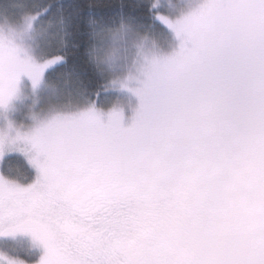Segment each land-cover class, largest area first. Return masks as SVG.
Segmentation results:
<instances>
[{"label":"snow or ice","instance_id":"snow-or-ice-1","mask_svg":"<svg viewBox=\"0 0 264 264\" xmlns=\"http://www.w3.org/2000/svg\"><path fill=\"white\" fill-rule=\"evenodd\" d=\"M163 6L44 0L60 48L39 62L0 55V264H264V0H203L175 22ZM149 18L174 50L135 87L101 83L85 51L97 29ZM70 46L82 70L67 68ZM54 66L73 87L17 124L21 82L35 89ZM113 91L136 104L101 106Z\"/></svg>","mask_w":264,"mask_h":264},{"label":"rangeland","instance_id":"rangeland-1","mask_svg":"<svg viewBox=\"0 0 264 264\" xmlns=\"http://www.w3.org/2000/svg\"><path fill=\"white\" fill-rule=\"evenodd\" d=\"M202 2L203 0H161L164 5L161 12L175 22L189 15ZM13 7L10 10L0 8V55L6 64L13 53L30 57L37 62L45 60L51 55L48 44L49 28L38 22V13L29 12L21 5ZM123 23L128 25V22ZM163 25L166 28L164 33L144 31L133 25L121 27L120 24L102 32L95 50L100 65L109 74L108 82H130L135 87V82L144 78V74L152 68L155 61L174 50V33ZM56 89L65 94L69 90L49 83L46 76L40 86L33 89L25 78L13 101L11 118L17 124H28L30 121L27 118L31 113H46L51 105L60 102L53 99ZM112 93L110 98L100 103L101 106L111 107L117 101L128 108L136 104L135 97L127 91ZM20 243L22 248L26 247V242Z\"/></svg>","mask_w":264,"mask_h":264},{"label":"trees","instance_id":"trees-1","mask_svg":"<svg viewBox=\"0 0 264 264\" xmlns=\"http://www.w3.org/2000/svg\"><path fill=\"white\" fill-rule=\"evenodd\" d=\"M44 3V0H7V3L5 4L4 9H13L15 5H21L23 8L28 10L32 13H38V22L42 26H46L50 30V40L48 44L51 48H49V54H55L57 49L61 46V40H62V32H61V26L56 23L55 21L50 22L49 18L44 17V10L42 8V5ZM76 3H78L81 6V9L86 12H92L96 11L97 13L100 12H112L114 11L119 5L121 4H130L132 3V0H76ZM128 22V21H124ZM119 24L112 25L110 27H106L103 29H97L94 37H93V43L90 47V49H86L85 51H91V57L93 59V62L98 66L99 70L102 73L103 80L101 83H104L105 81H108L109 74L106 72V70L100 65L97 54H96V45L100 42L101 34L104 30H107L109 28H113L118 26ZM139 28L143 29L144 31L149 32H155V33H164L166 32L165 26L160 22H153L151 18H149L143 26H138ZM65 58L67 60V68H81L82 70V64H83V58L80 52L77 51L75 46H70L66 53H64ZM66 68H60L58 66H54L53 69H50L49 72L46 74V79L51 84H56L59 86H62L67 89H71L73 87L72 78L64 73H66ZM86 82H88L87 77H85ZM97 89L99 88V85H96ZM113 95L111 92L108 95H102L100 97V103L105 102L106 98H110ZM13 166L21 169L22 171L26 167V161L23 157H19L15 160H13Z\"/></svg>","mask_w":264,"mask_h":264}]
</instances>
